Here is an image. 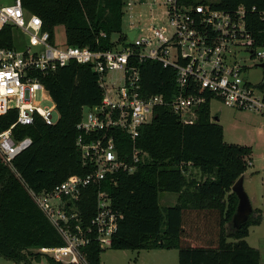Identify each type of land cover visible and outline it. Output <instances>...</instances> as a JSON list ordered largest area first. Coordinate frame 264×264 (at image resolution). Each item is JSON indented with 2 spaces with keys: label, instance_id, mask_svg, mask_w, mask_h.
Here are the masks:
<instances>
[{
  "label": "trees",
  "instance_id": "trees-1",
  "mask_svg": "<svg viewBox=\"0 0 264 264\" xmlns=\"http://www.w3.org/2000/svg\"><path fill=\"white\" fill-rule=\"evenodd\" d=\"M21 1L26 11L41 17L52 40L56 28L64 26L67 45L107 50L129 41L121 30L124 0ZM203 2L228 11L244 5L255 44L264 47V0ZM15 46V29L6 25L0 30V47ZM138 64L145 94L169 96L176 90L174 69L150 59ZM39 76L56 103L59 120L47 125L37 118L34 124L13 128L16 139L33 140L14 159L15 170L0 157V255L22 264L40 260L44 249L65 245L29 190L49 191L71 175L88 173L76 145V125L84 108L102 99L99 76L90 65L70 62ZM16 119V110L0 115V132ZM116 144L121 158L132 159L134 147L148 157L134 172H118L116 183L103 181L112 206L123 214L111 248L178 249L179 264H261L260 251L246 240L250 226L264 222L261 210L240 228L232 226L238 205L232 186L247 171L253 150L225 141L218 117L211 116L210 99L197 108V118L189 124L169 107L159 106L135 141L118 131ZM189 166L199 169L201 181L188 180ZM164 191L177 193L178 203L163 209L159 193ZM97 192L95 186L83 189L77 203L84 224L95 214ZM82 251L89 264H101L104 249L96 241Z\"/></svg>",
  "mask_w": 264,
  "mask_h": 264
},
{
  "label": "built area",
  "instance_id": "built-area-1",
  "mask_svg": "<svg viewBox=\"0 0 264 264\" xmlns=\"http://www.w3.org/2000/svg\"><path fill=\"white\" fill-rule=\"evenodd\" d=\"M163 3L168 6V24L133 27L131 30L136 32L128 42L112 49L93 50L52 40L41 17L26 11L21 0H0V30L12 25L16 42L15 47H0V115L17 111L16 121L0 132L4 163L14 169V159L33 143L30 136L16 139L13 128L34 124L37 118L47 125L59 120L56 103L40 80L41 73L76 62L90 65L99 76L101 102L86 106V113L76 125V145L88 173L71 175L49 191L29 190L65 241L63 246L44 249L58 262L89 264L83 247L91 241L103 249L112 245L123 214L112 206L103 181L116 183L118 172L132 173L148 157L134 147L132 159L121 158L116 144L118 131L135 141L141 127L152 122L159 106L178 113L184 123H193L197 108L212 98L264 117V81L255 84L245 75L250 58L264 62V47L255 44L247 25V8L240 5L228 11L203 0ZM133 6L128 0L124 11ZM260 14L264 20V11ZM139 32L143 34L138 36ZM240 52H246L249 58H239ZM147 59L175 70L176 90L171 95L143 92L138 63ZM39 93L52 105L42 106L37 100ZM89 186L98 188L97 207L90 222L84 224L77 203Z\"/></svg>",
  "mask_w": 264,
  "mask_h": 264
},
{
  "label": "rangeland",
  "instance_id": "rangeland-1",
  "mask_svg": "<svg viewBox=\"0 0 264 264\" xmlns=\"http://www.w3.org/2000/svg\"><path fill=\"white\" fill-rule=\"evenodd\" d=\"M127 1L128 0H124V8ZM132 1L134 4L133 8L131 10L125 9L122 17V31L127 32L133 27H148L153 23L168 24V6L163 3V0ZM6 3H8V1H6ZM16 33L19 34V31L16 30ZM142 34V32H139L138 36ZM117 37L118 36L115 35L114 39H117ZM56 38L59 43L65 42L64 26H58L56 28ZM238 57L249 58V54L240 52ZM247 62L249 64L247 66V72L245 73L246 77L255 84L263 83L264 71L256 65L258 61L250 58V61ZM110 77L111 74L109 78ZM37 100L41 102L42 106L52 105V102L50 100H44L40 93ZM210 108L212 118L217 116L218 122L224 128V139L227 143L250 146L253 150L251 164L244 174V187L254 209L252 214L253 217L256 215L254 213L257 208H262L264 211V117L260 113L252 110L229 107L217 98L211 99ZM86 111H83V114H85ZM57 119L58 114L54 112V120ZM176 195L177 194L173 192H160L159 203L161 207L164 209L167 206L173 205ZM166 198H169V200ZM248 240L251 244L260 247L262 264H264V224L261 225V227H255ZM152 252L153 251L146 249L132 250L113 249L108 247L101 253V264H151L153 260ZM41 257L40 260L34 259L33 264H71L64 261H56L58 263L49 261L48 258L51 257V255L45 250L42 252ZM0 264L22 263H16L0 255ZM175 264H177V262Z\"/></svg>",
  "mask_w": 264,
  "mask_h": 264
},
{
  "label": "crops",
  "instance_id": "crops-1",
  "mask_svg": "<svg viewBox=\"0 0 264 264\" xmlns=\"http://www.w3.org/2000/svg\"><path fill=\"white\" fill-rule=\"evenodd\" d=\"M134 30V29H133ZM133 30H129L127 31V33L133 31ZM264 132V131H263ZM251 164V162H250ZM186 175L188 176V180L189 181H201L203 179L201 172L199 171V169L197 168H193L191 166L188 167V170L186 171ZM177 194V193H176ZM167 200H169V198H166ZM165 199V200H166ZM178 203V194L176 195V198L174 199V204ZM172 206V205H170ZM168 207V206H167ZM256 210H261L262 214L264 215V211L262 210V208H257ZM264 222L260 223V224H253L250 226L249 228V235L247 236V241L248 243L254 247L257 248L260 251V247L253 245L249 242L248 238L251 235L252 230L255 227H261V225H263ZM153 251L152 253V263L151 264H175L177 262V264H179V250L178 249H155V250H150ZM261 253V252H260ZM261 264H262V255H261Z\"/></svg>",
  "mask_w": 264,
  "mask_h": 264
},
{
  "label": "water",
  "instance_id": "water-1",
  "mask_svg": "<svg viewBox=\"0 0 264 264\" xmlns=\"http://www.w3.org/2000/svg\"><path fill=\"white\" fill-rule=\"evenodd\" d=\"M136 30L128 33L130 39L133 38ZM257 66L264 71V62L258 63ZM232 191L236 193L238 197V205L232 218V226L234 228H240L242 224L249 221L253 214V206L248 193L244 187V176H241L232 186Z\"/></svg>",
  "mask_w": 264,
  "mask_h": 264
}]
</instances>
